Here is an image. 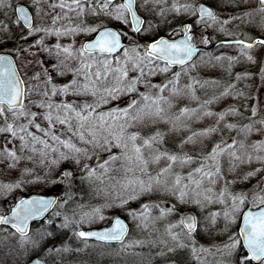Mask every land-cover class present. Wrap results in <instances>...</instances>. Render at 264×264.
<instances>
[{
    "label": "snow or ice",
    "instance_id": "1",
    "mask_svg": "<svg viewBox=\"0 0 264 264\" xmlns=\"http://www.w3.org/2000/svg\"><path fill=\"white\" fill-rule=\"evenodd\" d=\"M258 50L264 0H0V168L18 174L0 181V244L13 264H88L67 256L89 247L102 264L144 244L162 264H264V63L259 86H239L251 71L231 79ZM225 60L229 82L193 75ZM209 84L223 88L198 95ZM230 96L242 103L213 107ZM41 186L59 194L16 195ZM133 226L151 230L128 239ZM213 230L226 239L200 243Z\"/></svg>",
    "mask_w": 264,
    "mask_h": 264
},
{
    "label": "rangeland",
    "instance_id": "2",
    "mask_svg": "<svg viewBox=\"0 0 264 264\" xmlns=\"http://www.w3.org/2000/svg\"><path fill=\"white\" fill-rule=\"evenodd\" d=\"M224 10L231 11L230 8H226ZM219 38H224L223 34H221V36ZM206 48L208 51H212L214 55H219L221 52L227 53L229 55H236L237 54L235 51L232 52L231 50H228V49H231L229 47H220L219 48V46L217 44L215 45V42L211 45L206 46ZM258 58H260V59H258L257 63L250 64L247 60H241L240 62L234 64L233 69H232L231 79H234L235 73L243 72V71L247 70V71H251V72L255 73L256 75L253 78H251V80H249V82L248 81L245 82L246 80H242L240 82V85L241 86L243 85L242 87H244L245 84H254L256 86H259V83H260V81H259V69H260L261 64L264 63V53H262V55L259 56ZM212 63L215 64L214 72L211 75L212 78L220 79V80H223L224 82H229L230 77H229V74L226 70V65H227L228 61H226V60L221 61V62L213 61ZM221 64H224L225 67H221L220 66ZM204 67L205 66H201L197 70V72H193V75L198 74L200 78L203 76L205 78L207 73L202 72L203 69H205ZM204 78H202V79H204ZM220 87L223 88V85H220ZM262 98H264V97H262ZM250 102L254 103L255 100H252ZM225 106L226 105H220L218 107L217 111L220 110L221 108L225 107ZM230 119H233V118H230ZM257 138H259V137H257ZM192 166H195V165H192ZM188 168H189V166H186L185 171H187ZM2 174H4V175L7 174V176H5L4 180L0 179V181L8 182L9 180L18 178V174L10 176L2 168H0V176H2ZM230 174L231 175H229V173L227 172V168H225V175L227 176L229 181H231L234 178V175H232V173H230ZM27 179H31V178L28 177ZM220 183L222 185L223 179L221 180ZM243 183H245V184H243ZM254 183H255V180L251 181L250 183L245 181V182L240 183L241 185H239V182L237 181V190H239V188H241V187L251 186V184H254ZM42 187H45V186H41L38 189H40ZM49 187H51V186H46L44 191H39L37 189L32 190L30 188H21V189H19V191H17L16 195L20 196V195L27 194L30 192H36L37 193L38 191L44 192L46 194L50 193V192L56 193L54 190L53 191L46 190ZM28 191H30V192H28ZM153 198H156V197L153 196ZM133 207H138V205L133 204ZM212 207L213 206L210 205L206 209V211H211ZM215 207H219V205H215ZM3 235H4V233L0 232V237H2ZM133 238L139 239V236L136 233H134V235L131 236L130 239H133ZM225 239H226V234L218 233V232H215L211 236H208V237L207 236L198 237V240L200 241V243H203L205 245L216 243V242H219V241H222ZM78 245L79 246L78 247L76 246V248L83 249V243H80ZM91 248L92 247H89L87 250L81 251L79 253H75V257H74L75 259L69 258L67 260H69V261L83 260V261H87L88 264H95V261L97 258H95L93 256V254L91 253ZM137 251H140V250H137ZM209 259H212V257H209ZM13 260H14V258L12 256V254L8 251V249L5 248L2 244H0V264H13ZM114 264H149V257L143 253V255H137L134 260L130 261L127 257V258L122 259L121 261L116 260V262Z\"/></svg>",
    "mask_w": 264,
    "mask_h": 264
},
{
    "label": "trees",
    "instance_id": "3",
    "mask_svg": "<svg viewBox=\"0 0 264 264\" xmlns=\"http://www.w3.org/2000/svg\"><path fill=\"white\" fill-rule=\"evenodd\" d=\"M220 48V47H219ZM227 49V48H226ZM228 50H231L232 52L233 51H235L234 49H228ZM212 52V51H211ZM236 52V51H235ZM262 53H264V52H262V51H257L255 54L259 57V56H261L262 55ZM258 59H260V58H258ZM214 65V66H213ZM205 69H203V73H207L206 74V77L204 78V76L203 77H201V78H204V79H210V78H212V74H213V72H214V68H215V64L214 63H212V65H207V66H205L204 67ZM249 80H251V79H248V80H246L245 82H249ZM241 88H243L241 85H239ZM222 90V88L220 87V86H213V85H211V84H209V85H207V86H205L204 88H197V92H198V95H201L202 97H204V93L205 92H207L209 95H211V94H213L214 92H216V91H221ZM253 92H254V89H253ZM204 98H206V97H204ZM250 101H252V100H250ZM249 101V103H252V102H250ZM186 103H189L190 104V106H195V102H192V101H185ZM229 103H242V99L241 98H239V97H235V96H230V97H226V98H224L223 100H221L220 101V103H218V104H213V107L217 110L218 109V107L220 106V105H227V104H229ZM229 118H233V117H229ZM214 118H207V120L206 121H202V122H195L194 123V127H202V126H205L206 125V123H211L212 122V120H213ZM183 134H187V133H183ZM183 134H176L177 136H178V138H182V135ZM192 147V145H188V148H191ZM225 168H227V163H225V166H224ZM244 170H247L246 168L244 169ZM228 175V174H227ZM229 175H231L230 173H229ZM232 175H234V174H232ZM5 176H7V174H2V176H0V179H2V180H4V178H5ZM238 182H239V185H241L240 183H242V182H245V181H242V180H238ZM75 184H76V187L75 188H73V191H75V192H77V193H79L80 192V182H79V180H77L76 182H75ZM243 184H245V183H243ZM85 189H87V183L85 182V184H84V186H83ZM46 188V186L45 187H42V188H40V189H37V190H39V191H44V189ZM50 188V187H49ZM48 188V189H49ZM48 189H46V190H48ZM38 191V192H39ZM28 192H30V191H28ZM56 194L58 195L59 193H57L56 192ZM79 202H81V203H83V202H90V203H92V204H95V203H100V202H102L101 201V199L100 198H96V199H93V200H91V201H89V197H88V195L86 194V195H84L83 196V199H81V197L78 195L77 196V198H76ZM45 219H47V217H45L44 219H41V222H43ZM39 225H37V224H34L33 225V227H38ZM161 228H162V224L161 225H159ZM219 226L220 227H222L223 226V221L221 220V221H219ZM150 230L151 229H137V228H135L134 226H133V228H132V230L130 231V235H129V237H128V239H130V237L131 236H133L134 235V233H136L138 236H139V238H141V237H147L148 236V233L150 232ZM216 231L215 230H213L212 231V234L213 233H215ZM159 233H152V235L153 236H156V235H158ZM69 236H71V231L69 230L68 231V233H67V235L64 237V239H68V237ZM208 237V236H207ZM50 242H52V241H50ZM54 242H56V243H59L60 242V240H59V238H57ZM80 243H82L81 241H79V240H76L75 238H73V240H72V244H73V248L75 249L76 248V246L78 247L79 245L78 244H80ZM90 243H92V244H95V243H98L96 240H92ZM112 248H118V244L116 243V242H114V243H111V245H110ZM137 250H140V251H137ZM158 250H159V247L158 246H156L155 244H144V245H142V246H136L135 248H133V249H129L126 253H123V254H120V255H112V256H105V257H103V261H102V264H114L115 262H116V260H122V259H124V258H127L128 257V259L131 261V260H134L135 258H136V256H137V253H144L145 255H147L148 257H149V260L151 259V261H152V264H162V262L159 260V258H157V257H153V256H151V254L152 253H156V252H158ZM91 253L93 254V256L95 257V258H97V256H96V250H94L93 248H91ZM75 257V253H73V254H71V255H68L67 256V259H69V258H71V259H75L74 258Z\"/></svg>",
    "mask_w": 264,
    "mask_h": 264
},
{
    "label": "water",
    "instance_id": "4",
    "mask_svg": "<svg viewBox=\"0 0 264 264\" xmlns=\"http://www.w3.org/2000/svg\"><path fill=\"white\" fill-rule=\"evenodd\" d=\"M27 194H32V195H35V194H41V195H43V194H46V193H44V192H30V193H27ZM48 195H57L56 193H54V192H50V193H47ZM23 195H25V194H23ZM41 219H44V218H41ZM93 240H95V238H93ZM111 243H114V242H111Z\"/></svg>",
    "mask_w": 264,
    "mask_h": 264
},
{
    "label": "flooded vegetation",
    "instance_id": "5",
    "mask_svg": "<svg viewBox=\"0 0 264 264\" xmlns=\"http://www.w3.org/2000/svg\"><path fill=\"white\" fill-rule=\"evenodd\" d=\"M216 45V44H215Z\"/></svg>",
    "mask_w": 264,
    "mask_h": 264
}]
</instances>
